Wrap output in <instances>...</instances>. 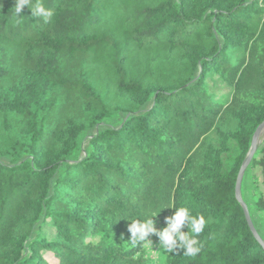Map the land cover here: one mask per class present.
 Here are the masks:
<instances>
[{
    "label": "trees",
    "instance_id": "trees-1",
    "mask_svg": "<svg viewBox=\"0 0 264 264\" xmlns=\"http://www.w3.org/2000/svg\"><path fill=\"white\" fill-rule=\"evenodd\" d=\"M32 3L49 22L0 0V264H151L129 219L173 203L207 223L166 264H264L235 197L264 120V0ZM247 172L264 242V141Z\"/></svg>",
    "mask_w": 264,
    "mask_h": 264
},
{
    "label": "clouds",
    "instance_id": "clouds-1",
    "mask_svg": "<svg viewBox=\"0 0 264 264\" xmlns=\"http://www.w3.org/2000/svg\"><path fill=\"white\" fill-rule=\"evenodd\" d=\"M13 7L17 17H20L19 14L25 7L31 10L33 17L40 18L45 23L49 22L52 17L51 10L46 8L43 3H36L33 6L32 0H14ZM167 208H171L174 211L171 216L164 218L166 226L159 230L154 226L155 221L152 218L162 208L154 215H148L144 219H129V245L132 247L143 245L146 251L153 249V244L149 237L155 235L158 238L160 248L167 253L182 252L183 255L188 257L197 256L202 247L197 237L204 231L207 223L204 215L197 214L194 216L188 207L176 206L175 203ZM182 229H186V231Z\"/></svg>",
    "mask_w": 264,
    "mask_h": 264
},
{
    "label": "rangeland",
    "instance_id": "rangeland-1",
    "mask_svg": "<svg viewBox=\"0 0 264 264\" xmlns=\"http://www.w3.org/2000/svg\"><path fill=\"white\" fill-rule=\"evenodd\" d=\"M207 84H208V88L210 92L217 95L218 98L222 99L223 101L227 100V95L231 92V88H229L227 85H225V83L220 81L217 76L213 78H208ZM263 141H264V135H262L261 137V142L259 143V147L261 146ZM235 150H236L235 144L231 143L229 146V152L226 153L224 157L227 156L228 159H231V157L235 153ZM246 170L243 175V178H244L243 196L249 199L250 192L252 189L251 174L249 172H247L246 174ZM154 226L159 230V229H162L166 225H165L164 220H158ZM149 239L152 241L153 249H149L147 251L144 249V252L147 258L150 260V263L151 264H166V252L164 249L160 248V245L158 243V238L155 235H152Z\"/></svg>",
    "mask_w": 264,
    "mask_h": 264
},
{
    "label": "water",
    "instance_id": "water-1",
    "mask_svg": "<svg viewBox=\"0 0 264 264\" xmlns=\"http://www.w3.org/2000/svg\"><path fill=\"white\" fill-rule=\"evenodd\" d=\"M262 135H264V120L256 127V129H255V131L251 137L249 150L247 152L245 160L243 161L241 168H240L238 175H237L236 184H235V197L243 209L247 224H248L251 232L253 233L254 237L262 245H264V242L261 240L258 232L256 231V229L254 227V224L252 222V219H251V216L249 213L248 206L241 196V183H242V178H243L244 172L249 167V165L252 161V158H253L254 154L256 153V151L259 147V143L261 142Z\"/></svg>",
    "mask_w": 264,
    "mask_h": 264
}]
</instances>
